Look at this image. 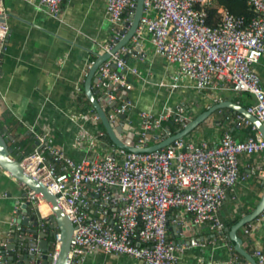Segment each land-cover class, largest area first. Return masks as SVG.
Listing matches in <instances>:
<instances>
[{"label": "built area", "instance_id": "2783aa9c", "mask_svg": "<svg viewBox=\"0 0 264 264\" xmlns=\"http://www.w3.org/2000/svg\"><path fill=\"white\" fill-rule=\"evenodd\" d=\"M62 1L38 0V3L50 17L58 18ZM101 1L106 5L107 20L113 28L123 26L134 14L135 0ZM211 1L143 0V13L129 44L111 55L97 73V86L108 101L103 104L111 108L107 113L111 123L115 124L131 107L128 100L111 106L114 99L119 98L114 94V86L129 91L131 86L125 75L138 76L137 70L123 58L137 54V48L147 42L154 54L177 66L174 83L179 78H187L197 91L232 90L251 95L253 103L246 110L264 126V90L254 71V66L264 57V0H244L255 14L249 21L221 9L217 24L209 26L205 8ZM9 31L0 0V56L6 50ZM115 34L116 39L123 37L120 32ZM112 47L113 43L103 52H109ZM181 114V108L164 109L156 116L142 113L139 128L133 134L134 145L151 143L155 140L153 133L161 130L165 123L183 121ZM236 118L244 121L239 115ZM95 120H98L96 116ZM251 128L256 135L242 142L228 134L214 147L180 139L148 154H125L117 150V154L78 162L42 136L38 137L35 148L22 157L21 165L57 198L73 226L68 264H82L90 250L144 264H178L175 246L167 239L169 212L184 211L191 216L193 225L208 224L212 230L222 231L223 225L216 215L226 193L243 180L239 156L264 152L262 136L255 127ZM95 138L80 128L75 143L86 144L92 150ZM262 179L264 184V177ZM89 188L92 203L100 212H105L99 219L89 218L85 210ZM26 198L38 210L46 206L31 190ZM109 210L111 214L107 215ZM49 215L48 210L41 216L42 220H47ZM29 238L26 252L31 257L30 264H41L42 253L31 236ZM60 245V235L55 233L47 254L48 264L55 262ZM5 248L6 245L0 247L2 263L7 255ZM253 257L257 264H264V248L255 250Z\"/></svg>", "mask_w": 264, "mask_h": 264}, {"label": "crops", "instance_id": "0c3cea01", "mask_svg": "<svg viewBox=\"0 0 264 264\" xmlns=\"http://www.w3.org/2000/svg\"><path fill=\"white\" fill-rule=\"evenodd\" d=\"M2 3L10 31L6 50L0 56V128L7 129L15 138L11 146L16 150V157L20 160L24 153L31 152L38 137L42 136L77 162L117 154L104 136H100L104 133L85 97L84 82L95 55L112 44L115 33L121 32L124 26L113 28L110 25L106 5L101 0H63L58 18L50 17L38 0H2ZM123 59L137 70L138 76L125 75L131 86L129 91H122L119 86L113 88L114 94L119 95L113 101L114 106L123 100L131 103L125 112V121L117 120L115 125L122 124L124 128L132 123V134L139 128L142 113L156 116L164 109L176 111L181 108V115L191 120L217 102H232L245 109L253 103L252 96L246 93L197 91L187 78H179L174 83L177 66L154 54L147 42L142 43L137 54ZM254 71L264 90V57L254 66ZM92 89L100 91L95 84ZM103 108L108 114L111 111L104 104ZM79 115L83 118H77ZM168 125L165 123L161 130L153 133L154 136L162 137ZM80 128L96 137L92 150L86 144L76 145ZM171 128L176 132L180 125ZM225 134L242 142L256 132L249 124L237 120L231 111L222 110L196 128L187 140L214 147ZM239 172L243 180L226 193L216 215L224 227L232 226L251 213L259 203L264 188V152L239 156ZM90 189L85 210L89 218L99 219L105 212H100L92 203ZM27 194L25 186L0 168V247L8 246L16 235V219L28 203ZM117 196L121 197V194L117 193ZM39 211L43 216V210L40 208ZM110 214L111 210L107 215ZM167 227V239L171 244L175 243L178 264L247 263L234 252L225 234L220 236L208 224L193 225L191 216L184 211H170ZM237 236L243 241V250L250 256L253 257L255 250L263 249L264 211L252 223L239 229ZM18 263L15 258L12 264ZM82 264L144 263L90 250Z\"/></svg>", "mask_w": 264, "mask_h": 264}, {"label": "water", "instance_id": "95a60500", "mask_svg": "<svg viewBox=\"0 0 264 264\" xmlns=\"http://www.w3.org/2000/svg\"><path fill=\"white\" fill-rule=\"evenodd\" d=\"M142 13L143 0H135L134 14L128 22L123 24L124 28L120 32V35L123 37H119L117 39L115 38L112 41L113 47L109 52H102L101 54L95 55L96 59L90 66L84 82L85 97L99 123L102 125L106 136L112 143V146L116 150L122 151L125 154L152 153L169 146L174 141L189 139L191 133L196 128H198L215 113L222 110H229L235 115H239L244 121H247L251 126L255 127L264 140V126L254 116L248 114L245 108H242L235 103L224 101L208 106L202 113L198 114L191 120L183 118V121L179 123L180 128L175 133L171 132V127L176 123L170 122L164 129V134L161 139H158V136H154L156 141L153 143L149 142L144 146L134 145L133 134L131 133L133 127L132 123H129L122 128V124H120V126H116L110 122L108 114L103 108V102H108L107 98H103L104 95L101 91H93L92 85H97V73L102 64L105 63L111 55L115 54L122 47L129 44L138 27ZM137 50H139V48H137ZM112 68L114 69V66H112ZM111 106H114V104H111ZM118 120L121 122L125 121V114L120 115ZM123 135L127 137L123 138ZM14 141L15 138L10 135L7 129L0 128V168L19 184L37 194L45 203L50 215L47 220H42L40 211L35 206H29V203L25 204L16 219V235H14L10 244L5 248L7 255L3 257V262L12 264L14 259L17 258L19 260L18 264H30L31 257L27 255L26 250L30 245L29 237L31 236L32 242L37 244L42 253L41 264H48L50 258H48L47 254L50 251L52 239L55 233H59L61 245L58 256L53 264H68L73 226L61 208L57 198L51 194L37 179L33 178L24 170L21 165V159L19 160L16 157V150L11 146V143ZM36 145L37 143L35 146ZM28 153L29 152L24 153V156ZM263 211L264 188L259 203L251 213L242 217L230 227L223 226L222 231L219 232L220 236L223 234L226 235L234 252L241 256L245 262L250 264L257 263L254 257L250 256L243 250V241L237 236V232L242 227L256 220L263 213ZM47 222L49 223L45 226L44 224ZM173 245H175V243H173ZM37 262L39 263L40 260Z\"/></svg>", "mask_w": 264, "mask_h": 264}, {"label": "trees", "instance_id": "16d2710c", "mask_svg": "<svg viewBox=\"0 0 264 264\" xmlns=\"http://www.w3.org/2000/svg\"><path fill=\"white\" fill-rule=\"evenodd\" d=\"M224 9L230 12L235 16H241L245 19V21H249L251 18L255 16L254 11L246 4L244 0H212L211 4L205 8L207 12V24L209 26H215L218 22V10ZM118 96V93H115ZM103 130V136L108 141L109 144L112 145L109 138L106 136L105 131ZM171 132L175 133V129L171 128ZM162 137H158L161 139ZM156 140H152L151 143L155 142Z\"/></svg>", "mask_w": 264, "mask_h": 264}, {"label": "bare ground", "instance_id": "6f19581e", "mask_svg": "<svg viewBox=\"0 0 264 264\" xmlns=\"http://www.w3.org/2000/svg\"><path fill=\"white\" fill-rule=\"evenodd\" d=\"M40 208L43 210L44 215H46L47 214V207L46 206H42Z\"/></svg>", "mask_w": 264, "mask_h": 264}]
</instances>
